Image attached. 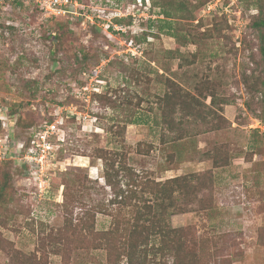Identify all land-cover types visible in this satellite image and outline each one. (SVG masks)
I'll return each mask as SVG.
<instances>
[{
  "label": "rangeland",
  "instance_id": "1",
  "mask_svg": "<svg viewBox=\"0 0 264 264\" xmlns=\"http://www.w3.org/2000/svg\"><path fill=\"white\" fill-rule=\"evenodd\" d=\"M258 1L264 6V0H121L142 17L136 24L117 20L127 32L114 40L93 28L44 19L30 7L1 14L0 108L22 119L19 139L26 126L63 118L58 159L65 169L57 166L51 190L39 196L20 168L0 163V187H6L0 264H16V251L35 253L40 235L62 230L67 184L80 200L71 207L75 216L110 199L99 148L128 153L132 167L157 181L207 174L202 204L173 216V227L191 228L189 238L198 251L205 249V264H264V134L254 127L264 123V62L253 26ZM117 38L140 44L142 56L119 55L124 47ZM166 77L192 93L200 80L211 81L221 130L208 131L194 120L174 132L161 125ZM124 126L123 138L118 131ZM217 150L222 156L215 164ZM220 161L227 165L217 167ZM110 223L98 214V230ZM92 247L74 248L68 263L51 255L49 264H107L105 252Z\"/></svg>",
  "mask_w": 264,
  "mask_h": 264
},
{
  "label": "trees",
  "instance_id": "2",
  "mask_svg": "<svg viewBox=\"0 0 264 264\" xmlns=\"http://www.w3.org/2000/svg\"><path fill=\"white\" fill-rule=\"evenodd\" d=\"M258 2L259 5L256 6L259 16L253 26L259 34V50L264 62V6L260 4L261 1ZM8 9L15 10L17 7L12 5ZM164 14L169 17V13ZM50 20L70 24L60 18ZM2 27L4 31L11 28L9 25ZM164 84L165 94L159 98L162 123L159 124L174 132L179 126L189 122L186 120H194L207 125L208 131L221 130L219 111L213 108L218 96L211 81L197 82L194 93L170 77L164 79ZM260 84V92L264 96V73ZM209 96L211 105L206 104ZM178 113L182 115L180 121L175 117ZM9 114L15 113L11 111ZM17 125L24 128L22 119L18 120ZM31 126H26L25 129ZM125 132L126 126L118 131V135L124 138ZM125 153L103 148L97 150L96 156L104 163L106 185L112 192L107 202L82 207L81 213L75 216L71 207L80 200L74 198L73 189L67 184L63 204L66 218L62 230L56 233L52 230L48 235H40L41 249L31 254L16 251L13 258L18 262L23 261V264H49L51 255H58L68 263L74 248L87 249L92 244L93 249L105 252L107 264H122L124 261L127 264H205V249L198 251L189 238L191 228L173 227L171 219L175 215L189 212L197 202L202 204L201 194L209 189V184L206 183L209 176L191 174L157 181L150 174L138 172L132 167L129 154ZM221 156V151L217 150V154L213 156L215 164ZM224 165L227 164L220 161L217 167ZM4 198L6 187L2 186L0 202ZM209 208L204 206L203 209ZM98 214L111 218L108 230L97 229Z\"/></svg>",
  "mask_w": 264,
  "mask_h": 264
},
{
  "label": "built area",
  "instance_id": "3",
  "mask_svg": "<svg viewBox=\"0 0 264 264\" xmlns=\"http://www.w3.org/2000/svg\"><path fill=\"white\" fill-rule=\"evenodd\" d=\"M121 4V0H0V15L8 12L12 5L18 9L30 7L38 10L44 19H64L73 26L99 30L114 40L117 32H127V27L117 20L131 19L136 24L142 17L141 10H125ZM1 39L0 30V44ZM118 40L124 47L119 55L123 52L130 57L142 56L141 45L133 39ZM0 123L3 131L0 133V162H12L27 181L37 186L39 196L47 194L51 190L52 172L57 166L65 169L64 162L58 159V152L65 142L64 119L31 127L21 139L17 135V115L10 116L0 108ZM254 127L264 134V123L259 121Z\"/></svg>",
  "mask_w": 264,
  "mask_h": 264
}]
</instances>
